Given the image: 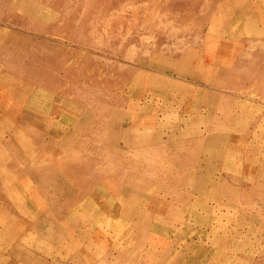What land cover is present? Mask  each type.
<instances>
[{"label": "rangeland", "instance_id": "obj_1", "mask_svg": "<svg viewBox=\"0 0 264 264\" xmlns=\"http://www.w3.org/2000/svg\"><path fill=\"white\" fill-rule=\"evenodd\" d=\"M0 264H264V0H0Z\"/></svg>", "mask_w": 264, "mask_h": 264}]
</instances>
